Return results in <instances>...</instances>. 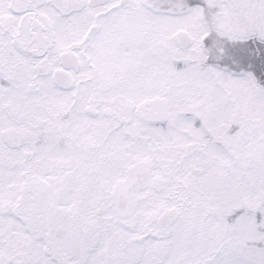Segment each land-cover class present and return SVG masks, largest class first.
Returning a JSON list of instances; mask_svg holds the SVG:
<instances>
[{"label":"snow or ice","instance_id":"1","mask_svg":"<svg viewBox=\"0 0 264 264\" xmlns=\"http://www.w3.org/2000/svg\"><path fill=\"white\" fill-rule=\"evenodd\" d=\"M0 264H264V0H0Z\"/></svg>","mask_w":264,"mask_h":264}]
</instances>
